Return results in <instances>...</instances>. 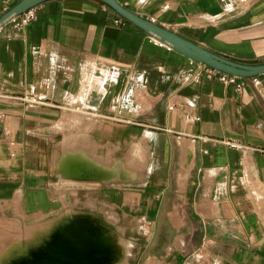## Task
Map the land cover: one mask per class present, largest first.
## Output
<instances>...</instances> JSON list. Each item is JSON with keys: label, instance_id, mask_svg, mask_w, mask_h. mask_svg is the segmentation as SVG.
<instances>
[{"label": "crops", "instance_id": "obj_1", "mask_svg": "<svg viewBox=\"0 0 264 264\" xmlns=\"http://www.w3.org/2000/svg\"><path fill=\"white\" fill-rule=\"evenodd\" d=\"M118 2L264 62V0ZM254 77L223 83L98 0H49L20 30L0 26V220L55 215L27 225L35 234L64 209L97 213L125 243L121 264H264V73Z\"/></svg>", "mask_w": 264, "mask_h": 264}, {"label": "bare ground", "instance_id": "obj_2", "mask_svg": "<svg viewBox=\"0 0 264 264\" xmlns=\"http://www.w3.org/2000/svg\"><path fill=\"white\" fill-rule=\"evenodd\" d=\"M107 221L86 212L57 214L50 227L0 258V264H121L117 254L125 243L113 241Z\"/></svg>", "mask_w": 264, "mask_h": 264}, {"label": "water", "instance_id": "obj_3", "mask_svg": "<svg viewBox=\"0 0 264 264\" xmlns=\"http://www.w3.org/2000/svg\"><path fill=\"white\" fill-rule=\"evenodd\" d=\"M46 1L49 0H17L0 16V26L5 25L11 18L23 13L28 8L38 6ZM98 1L137 29L192 61L204 64L218 72L243 78L264 73V62L259 63L256 59L241 60L213 52L146 17L138 15L123 6L118 0Z\"/></svg>", "mask_w": 264, "mask_h": 264}, {"label": "rangeland", "instance_id": "obj_4", "mask_svg": "<svg viewBox=\"0 0 264 264\" xmlns=\"http://www.w3.org/2000/svg\"><path fill=\"white\" fill-rule=\"evenodd\" d=\"M78 160H80V158H78ZM88 166H89V168H95L96 164H94L91 160H89ZM102 170L104 171L105 175H108L109 172L106 168H102ZM65 212L70 213L72 211H68V209H66V210L64 209L61 213H65ZM89 213L97 214L94 212H89ZM54 216L48 221L46 219H44L47 222L39 223V224H33V223H27V222L18 224L15 221L0 220V226H1L0 227L1 228L0 229V258L3 257L5 255V253L10 252L14 249V244L16 241H18L17 237L20 236V238H21L20 241L22 242V240H26L28 238L30 239L34 234V231L37 232V229H33L32 227H29L27 229V225H29V224L30 225H37L39 227L41 226L40 228L45 227L51 222V220L54 218ZM107 222H109V221H107ZM26 229H27V231H26ZM106 229H108V228L106 227ZM108 230H110V229H108ZM112 235H114L113 232H112ZM0 262H1V259H0Z\"/></svg>", "mask_w": 264, "mask_h": 264}, {"label": "built area", "instance_id": "obj_5", "mask_svg": "<svg viewBox=\"0 0 264 264\" xmlns=\"http://www.w3.org/2000/svg\"><path fill=\"white\" fill-rule=\"evenodd\" d=\"M36 7L37 6L28 8L23 13L11 18L7 23H11L12 28L14 30H20L25 25H27L32 19H34L35 15H36ZM1 15L2 14L0 13V16ZM115 22L116 23H120V20L117 19V20H115ZM156 44H158V43H156ZM211 71L217 75V78L220 81H222L223 83H226V84L233 85L234 87H236L238 89L241 88L242 85L244 84V80H243L244 78L243 77H238V76H233V75H229V74H226V73L218 72V71H216L214 69H211ZM252 80H253V82L255 84L259 83V81L255 77H253ZM29 101L35 102V97L34 96H30ZM187 119L190 120L192 118L187 117Z\"/></svg>", "mask_w": 264, "mask_h": 264}]
</instances>
